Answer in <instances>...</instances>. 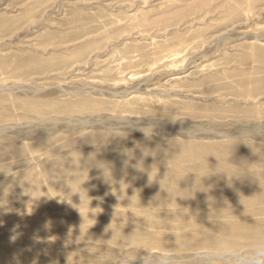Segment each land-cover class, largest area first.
Wrapping results in <instances>:
<instances>
[{
    "label": "rangeland",
    "instance_id": "rangeland-1",
    "mask_svg": "<svg viewBox=\"0 0 264 264\" xmlns=\"http://www.w3.org/2000/svg\"><path fill=\"white\" fill-rule=\"evenodd\" d=\"M92 136L120 143L88 154ZM141 185L154 198H130ZM144 249H264V0H0V264Z\"/></svg>",
    "mask_w": 264,
    "mask_h": 264
},
{
    "label": "bare ground",
    "instance_id": "bare-ground-1",
    "mask_svg": "<svg viewBox=\"0 0 264 264\" xmlns=\"http://www.w3.org/2000/svg\"><path fill=\"white\" fill-rule=\"evenodd\" d=\"M136 140H139V138H137ZM135 140H130V139H127L126 142H134ZM151 143L153 145H158V146H162V143L159 142V141H156V140H150ZM79 142L81 143L82 146H87L89 149L87 150L86 153H94V154H98V153H101L102 151L100 149H104V148H108V150H110L109 148H112V147H116L120 141L118 140V138H116L115 136H112V137H105V138H94L93 136L92 137H89V138H85V139H81L79 140ZM130 143V144H132ZM76 144H78V142H70L68 144V146L66 147H62V148H57V149H54L50 155L52 156H58L59 155V152L62 151V150H65V149H70L72 147H74ZM128 144V145H130ZM107 146H110V147H107ZM86 148V147H85ZM146 147H142V146H135V147H132V148H129L126 151L127 155L128 156H133L134 154H137V153H141L143 152ZM193 152V151H192ZM106 153V157H108V153L109 152H104ZM112 153V152H110ZM186 155H183V157H185ZM92 161H77V162H74V164H70V165H67V164H64L66 165L65 167L68 169V170H73L74 168H76L77 166H83L84 164H89L91 163ZM164 164L162 162L160 163H154V162H151V161H147L146 162V165L143 166L144 169H146L148 172L149 170H152V169H155V168H160V167H163ZM77 179H82L81 181H83L84 179L83 178H76L74 181H76ZM105 180V179H104ZM67 183H70V182H67ZM143 195H146V196H150L152 198H154V194H153V189L150 187V186H146V185H141V187H137V186H134L131 190H130V198L132 197H143Z\"/></svg>",
    "mask_w": 264,
    "mask_h": 264
},
{
    "label": "clouds",
    "instance_id": "clouds-1",
    "mask_svg": "<svg viewBox=\"0 0 264 264\" xmlns=\"http://www.w3.org/2000/svg\"><path fill=\"white\" fill-rule=\"evenodd\" d=\"M147 251V256L144 258V264H157V260L154 257V254L151 252L150 249H144ZM198 256H201L203 254L198 253ZM249 260L251 261V264H257V261H259V264H264V249H253L249 253ZM158 264H171V256L170 255H161L159 257Z\"/></svg>",
    "mask_w": 264,
    "mask_h": 264
}]
</instances>
